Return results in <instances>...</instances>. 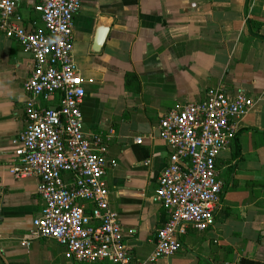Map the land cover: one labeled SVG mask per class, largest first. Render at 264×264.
Segmentation results:
<instances>
[{
  "label": "crops",
  "instance_id": "0c3cea01",
  "mask_svg": "<svg viewBox=\"0 0 264 264\" xmlns=\"http://www.w3.org/2000/svg\"><path fill=\"white\" fill-rule=\"evenodd\" d=\"M37 1L20 0L17 9L25 26L44 29ZM73 55L85 81L84 131L108 137L109 205L136 259L152 254L168 219L154 201L170 157L161 116L218 88L254 98L217 160L223 187L213 226L189 227L179 237L182 249L156 264H264V0H82ZM33 63L0 31V259L83 264L68 260L54 239L29 237L43 205L38 180L10 172Z\"/></svg>",
  "mask_w": 264,
  "mask_h": 264
},
{
  "label": "built area",
  "instance_id": "2783aa9c",
  "mask_svg": "<svg viewBox=\"0 0 264 264\" xmlns=\"http://www.w3.org/2000/svg\"><path fill=\"white\" fill-rule=\"evenodd\" d=\"M19 1L0 0V31L34 59L25 83L26 126L13 140L10 165L15 178L38 180L43 205L29 237L54 239L68 260L83 264H156L174 255L189 227L203 231L213 226L223 187L217 160L231 147L254 98L218 88L202 101L178 104L161 116L160 137L170 157L154 201L168 210V219L157 230L152 254L136 259L109 205L108 137L84 131L85 81L73 55L74 16L82 0H38L35 9L44 29L23 24ZM57 95L59 102L50 105Z\"/></svg>",
  "mask_w": 264,
  "mask_h": 264
},
{
  "label": "water",
  "instance_id": "95a60500",
  "mask_svg": "<svg viewBox=\"0 0 264 264\" xmlns=\"http://www.w3.org/2000/svg\"><path fill=\"white\" fill-rule=\"evenodd\" d=\"M0 264H2V261H1V259H0Z\"/></svg>",
  "mask_w": 264,
  "mask_h": 264
}]
</instances>
